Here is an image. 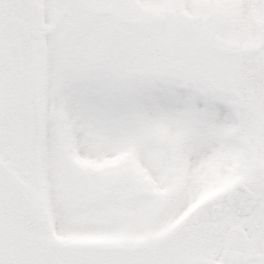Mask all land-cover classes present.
<instances>
[{"label": "snow or ice", "instance_id": "obj_1", "mask_svg": "<svg viewBox=\"0 0 264 264\" xmlns=\"http://www.w3.org/2000/svg\"><path fill=\"white\" fill-rule=\"evenodd\" d=\"M0 264H264V0H0Z\"/></svg>", "mask_w": 264, "mask_h": 264}]
</instances>
